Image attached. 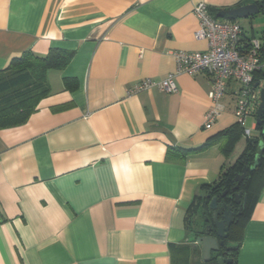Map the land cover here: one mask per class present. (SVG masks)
Returning <instances> with one entry per match:
<instances>
[{
  "label": "crops",
  "instance_id": "crops-1",
  "mask_svg": "<svg viewBox=\"0 0 264 264\" xmlns=\"http://www.w3.org/2000/svg\"><path fill=\"white\" fill-rule=\"evenodd\" d=\"M199 2L220 19L264 0H0V70L26 51L73 53L48 71L50 93L29 119L0 129V264L207 263L190 219L203 187L248 148L235 115L242 85L227 81L210 128L205 71L178 74L176 92L128 95L175 72L176 52L208 50L195 37ZM246 20L251 30L235 20L242 45H264V25ZM249 128L255 137L257 121ZM248 212L237 264H264V172Z\"/></svg>",
  "mask_w": 264,
  "mask_h": 264
},
{
  "label": "trees",
  "instance_id": "trees-1",
  "mask_svg": "<svg viewBox=\"0 0 264 264\" xmlns=\"http://www.w3.org/2000/svg\"><path fill=\"white\" fill-rule=\"evenodd\" d=\"M263 4L264 2L260 6ZM72 55V51L60 48H51L46 55H36L32 51H26L13 57L7 67L0 70V129L22 125L29 119L30 115L37 110L41 99L50 93L47 78L48 71L50 69L61 70L65 68L70 63ZM262 56H264L263 44ZM257 74L254 75L253 79L254 87L258 81H261L257 79ZM262 82L261 85L264 84ZM259 103L258 101L253 110L255 115ZM257 129L259 136L248 138V148L236 162L223 167L218 180L203 187L204 192L198 196L199 204L194 208V214L190 219V235L192 237L204 235L207 231L206 218H211L212 214V210L209 208L210 201L216 197L218 204L222 205L226 200L225 197L228 198L229 194L236 191V173L241 172L244 166L248 165L250 167L253 164L255 155L260 151L259 142L264 139V121L263 125L257 124ZM242 131L244 132L243 127ZM211 142H213L212 139L201 147L194 149V151L205 149ZM262 172H264V154L261 164L254 170H248L247 177L239 187V190H243L244 194L248 195L247 206L241 214L238 213L233 219L226 237H218V240H223L224 244L220 246L218 251L212 252L211 259L206 264H219V257L231 258L233 262L230 264H237V256L242 245L243 230L249 216L250 190L253 189L256 176H259ZM225 191H227L226 195H224Z\"/></svg>",
  "mask_w": 264,
  "mask_h": 264
},
{
  "label": "built area",
  "instance_id": "built-area-1",
  "mask_svg": "<svg viewBox=\"0 0 264 264\" xmlns=\"http://www.w3.org/2000/svg\"><path fill=\"white\" fill-rule=\"evenodd\" d=\"M194 13L199 19V27L195 31L196 39L207 40L209 47L204 52L175 53L177 68L162 80L147 78L136 83L128 90L134 95L149 88L157 87L164 92L178 90L176 76L178 74L194 75L207 72L211 77L212 88L209 92L211 106L206 113L205 127L210 128L221 112V100L227 91V81L235 80L242 85L237 91L239 100L235 110L237 122L243 127L244 135L251 136V129L246 128V119L252 107L257 89L253 86L255 73L263 66L262 42L258 38L251 39L242 45V27L237 21L221 20L213 17L208 4L199 2L194 6Z\"/></svg>",
  "mask_w": 264,
  "mask_h": 264
},
{
  "label": "water",
  "instance_id": "water-1",
  "mask_svg": "<svg viewBox=\"0 0 264 264\" xmlns=\"http://www.w3.org/2000/svg\"><path fill=\"white\" fill-rule=\"evenodd\" d=\"M258 14H263L264 16V6L259 5L257 3H250L241 5L236 8L228 9V10H220L217 13V17L223 20L234 21L240 18H248L255 17ZM255 87L259 88L260 91V103L256 114V121L258 125H263V115H264V84H260L259 82L255 84ZM260 151L255 155V159L253 164L249 167L248 165L244 166L241 172H237L235 175V181L237 182L235 186V190H238L241 182L247 177L248 170L256 169L262 161V156L264 154V139L259 142ZM227 191L224 192V195ZM236 197V203H240L241 197H243L242 209L247 206L248 195L244 194L242 191L234 193ZM209 208L213 211L212 218L216 228V235L204 234L198 237L193 236L192 238L197 241L201 245V258L203 262H208L211 259L212 252H216L220 249V246L224 244V241H219L218 237L225 238L226 234L229 230V226L231 225L235 211L232 208H228L224 211L223 215L220 217V210L218 209V201L217 198L214 197L209 204ZM241 213V210L240 212ZM209 220V218H206ZM209 229H212V225H209ZM233 260L231 258L224 259L223 257L218 258L219 264H230Z\"/></svg>",
  "mask_w": 264,
  "mask_h": 264
},
{
  "label": "flooded vegetation",
  "instance_id": "flooded-vegetation-1",
  "mask_svg": "<svg viewBox=\"0 0 264 264\" xmlns=\"http://www.w3.org/2000/svg\"><path fill=\"white\" fill-rule=\"evenodd\" d=\"M242 191L244 193L243 190H236L234 191L233 193L229 194L228 195V198L225 197V201L223 202L222 205H220V203L218 204V209L220 210V217L223 215L224 211L227 210L228 208H232L233 211H235V216L234 218L236 217V215L240 212L241 210V213L243 211V209L245 208H241L242 207V202H243V197L239 198L240 199V203H236V197L234 195V193L236 192H240ZM226 195V194H225ZM239 213V214H241ZM212 214H213V211H212ZM212 214H211V218H209V220L206 219L207 221V224H206V232L205 234H211V235H216V228H215V225H214V222H213V218H212ZM212 225V229H209V225Z\"/></svg>",
  "mask_w": 264,
  "mask_h": 264
},
{
  "label": "rangeland",
  "instance_id": "rangeland-1",
  "mask_svg": "<svg viewBox=\"0 0 264 264\" xmlns=\"http://www.w3.org/2000/svg\"><path fill=\"white\" fill-rule=\"evenodd\" d=\"M238 20L241 21V23L245 26L246 29H250L249 21L246 20V18H240ZM253 20H254L255 26L258 25V28L260 30L263 29V25H264V16H263V14H258L257 16L253 17ZM259 29H257L256 31H258ZM252 117L253 118L249 119L248 122H247L246 128H248V129H250L249 127H250L251 123L254 120L256 121V117L254 115H252ZM252 133H253L252 136H255V137L259 136V132L258 131H253Z\"/></svg>",
  "mask_w": 264,
  "mask_h": 264
}]
</instances>
